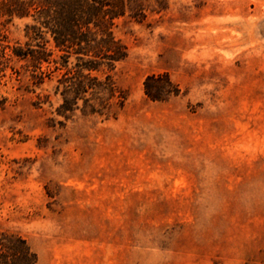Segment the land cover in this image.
Returning a JSON list of instances; mask_svg holds the SVG:
<instances>
[{"label":"rangeland","instance_id":"374dc122","mask_svg":"<svg viewBox=\"0 0 264 264\" xmlns=\"http://www.w3.org/2000/svg\"><path fill=\"white\" fill-rule=\"evenodd\" d=\"M167 2L114 27L128 56L98 72L127 95L114 114L57 113L76 62L58 51L39 86L16 59L0 79V231L37 264H264V0ZM158 73L179 92L148 98Z\"/></svg>","mask_w":264,"mask_h":264},{"label":"trees","instance_id":"16d2710c","mask_svg":"<svg viewBox=\"0 0 264 264\" xmlns=\"http://www.w3.org/2000/svg\"><path fill=\"white\" fill-rule=\"evenodd\" d=\"M167 8V0H0V79L7 67L20 79L22 70L10 64L16 59L31 67L24 70L29 72L32 84L39 86L59 70L42 69V64L50 62L58 51L65 65L71 57L76 62L73 69H65L57 79L54 93L61 96L57 113L67 118L82 100L85 114H114V103L122 108L127 95L109 74H98L104 70L102 66L112 67L128 56V48L115 35L114 27L122 18L142 22L149 11ZM14 18L29 19L25 24L29 40L23 44L10 43L5 33L4 27ZM143 91L151 100H162L179 89L168 73H158L146 77ZM38 98L37 103L43 101L40 95ZM37 262L38 255L26 237L15 230L0 231V264Z\"/></svg>","mask_w":264,"mask_h":264}]
</instances>
